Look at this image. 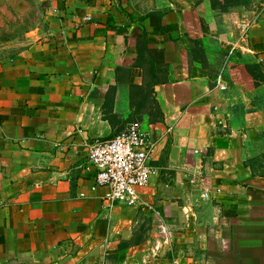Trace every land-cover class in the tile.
I'll use <instances>...</instances> for the list:
<instances>
[{
  "label": "crops",
  "instance_id": "obj_1",
  "mask_svg": "<svg viewBox=\"0 0 264 264\" xmlns=\"http://www.w3.org/2000/svg\"><path fill=\"white\" fill-rule=\"evenodd\" d=\"M210 1H47L0 62V264H264V0ZM131 123L153 174L110 205L87 146Z\"/></svg>",
  "mask_w": 264,
  "mask_h": 264
},
{
  "label": "built area",
  "instance_id": "obj_2",
  "mask_svg": "<svg viewBox=\"0 0 264 264\" xmlns=\"http://www.w3.org/2000/svg\"><path fill=\"white\" fill-rule=\"evenodd\" d=\"M156 146L137 123L87 146L88 162L96 171L94 187L107 190L104 201L127 207L138 204L139 190L148 186L153 174L149 161ZM204 199L210 195L206 193Z\"/></svg>",
  "mask_w": 264,
  "mask_h": 264
},
{
  "label": "rangeland",
  "instance_id": "obj_3",
  "mask_svg": "<svg viewBox=\"0 0 264 264\" xmlns=\"http://www.w3.org/2000/svg\"><path fill=\"white\" fill-rule=\"evenodd\" d=\"M48 0H0V62L25 50L45 25ZM137 15L196 5L198 0H128Z\"/></svg>",
  "mask_w": 264,
  "mask_h": 264
},
{
  "label": "trees",
  "instance_id": "obj_4",
  "mask_svg": "<svg viewBox=\"0 0 264 264\" xmlns=\"http://www.w3.org/2000/svg\"><path fill=\"white\" fill-rule=\"evenodd\" d=\"M237 4V0H227L222 2L221 4L217 5L214 3V0L210 1V6L212 10H219L221 12H225L229 7L235 6ZM149 15L155 16L157 17V19H159L162 16L161 12H153ZM263 174L264 173H260Z\"/></svg>",
  "mask_w": 264,
  "mask_h": 264
}]
</instances>
